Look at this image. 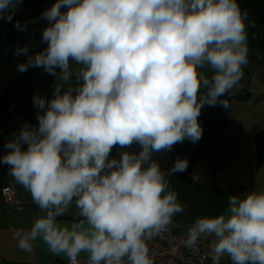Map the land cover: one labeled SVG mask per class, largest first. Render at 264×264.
I'll return each mask as SVG.
<instances>
[{
  "label": "clouds",
  "instance_id": "1",
  "mask_svg": "<svg viewBox=\"0 0 264 264\" xmlns=\"http://www.w3.org/2000/svg\"><path fill=\"white\" fill-rule=\"evenodd\" d=\"M22 2L0 0V19L11 22ZM41 16L47 47L13 54L26 57L19 72L56 77L52 98L33 95L37 124L22 125L0 156L40 213L14 232L18 247L30 252L39 238L69 264L82 253L86 264H154L148 242L184 211L169 177L188 161L162 170L153 156L197 143L204 106L229 109L222 98L234 94L248 59L247 17L237 0H56ZM133 145L140 150L110 158ZM70 214V223L60 219ZM201 237L211 238L212 264H264V188L196 217L183 243Z\"/></svg>",
  "mask_w": 264,
  "mask_h": 264
},
{
  "label": "crops",
  "instance_id": "2",
  "mask_svg": "<svg viewBox=\"0 0 264 264\" xmlns=\"http://www.w3.org/2000/svg\"><path fill=\"white\" fill-rule=\"evenodd\" d=\"M55 2L56 0H23L11 22L0 19V156L6 154L4 144L19 132L22 125L37 124L38 109L33 105V95L38 93L46 101L52 98L56 77L45 73L42 68L19 72L17 65L26 63V57L13 53L15 49L27 46L28 55L34 56L47 47L41 36L48 21L41 14ZM61 11L66 9L62 8ZM17 21L25 26L24 30L14 27ZM70 65L72 69L79 67L71 60ZM247 65L243 67V77L237 89H249L252 97L246 102L231 101L227 110L221 107L228 122L210 120L204 106L198 117L203 129L202 138L197 143L185 139L182 143L175 144L171 152L156 153L153 156L162 170L170 169L177 157L188 161L186 171L169 177V188L178 194V200L184 206V211L173 218L186 225H192L198 216L215 217L223 213L227 208L229 195L264 188V162L257 167L255 145L256 134L264 130V69L251 76L247 87ZM204 71L208 76L212 74L210 68H205ZM70 83L75 84L74 77ZM139 150L138 145L127 149L117 146L112 149L110 158L118 159L121 151ZM8 185L16 189L21 205L1 206L0 264H67L66 257L50 253L39 238L33 242L30 252L18 247L14 232L19 229L27 230L32 219L40 213L30 193L9 174V166L0 164V192ZM74 211L73 208L72 212ZM73 218L70 214L60 219L70 223ZM78 258L87 256L82 253ZM229 263L230 259L224 261V264Z\"/></svg>",
  "mask_w": 264,
  "mask_h": 264
},
{
  "label": "built area",
  "instance_id": "3",
  "mask_svg": "<svg viewBox=\"0 0 264 264\" xmlns=\"http://www.w3.org/2000/svg\"><path fill=\"white\" fill-rule=\"evenodd\" d=\"M251 62L264 64V52L248 50L247 64ZM4 204L12 207L21 205L17 191L11 185L5 186L0 192V209ZM172 219L173 223L166 232L148 242L154 264H212L209 248L211 238L201 237L193 247H186L183 240L187 236L189 225ZM227 259L229 258H222L220 264H224ZM86 260L87 258H78L79 264H86Z\"/></svg>",
  "mask_w": 264,
  "mask_h": 264
},
{
  "label": "trees",
  "instance_id": "4",
  "mask_svg": "<svg viewBox=\"0 0 264 264\" xmlns=\"http://www.w3.org/2000/svg\"><path fill=\"white\" fill-rule=\"evenodd\" d=\"M242 14L246 15L247 47L248 50L264 52V0H237ZM212 75V74H211ZM210 75V76H211ZM249 93L245 89H235L234 94L223 97L229 102L245 100ZM210 120L218 123L228 122L227 116L222 112L221 106H206ZM257 149V167L264 162V130L255 136Z\"/></svg>",
  "mask_w": 264,
  "mask_h": 264
},
{
  "label": "rangeland",
  "instance_id": "5",
  "mask_svg": "<svg viewBox=\"0 0 264 264\" xmlns=\"http://www.w3.org/2000/svg\"><path fill=\"white\" fill-rule=\"evenodd\" d=\"M247 69V70H246ZM262 69H264V64H261V63H257V62H251L249 65H247V67L245 68V70H246V86L248 87V84H249V82L251 81V76L252 75H256V74H259L260 73V70H262ZM245 72V71H244ZM248 93H249V96H248V98L247 99H245V100H237V101H240V102H246V101H248L251 97H252V95H251V92H250V90L249 89H247V88H244ZM230 103V102H229ZM224 109V108H223ZM226 110V109H225ZM229 264H231V261H230V263Z\"/></svg>",
  "mask_w": 264,
  "mask_h": 264
},
{
  "label": "bare ground",
  "instance_id": "6",
  "mask_svg": "<svg viewBox=\"0 0 264 264\" xmlns=\"http://www.w3.org/2000/svg\"><path fill=\"white\" fill-rule=\"evenodd\" d=\"M18 194V193H17ZM6 205V204H5ZM1 210V209H0ZM85 259V258H84ZM68 263V262H67Z\"/></svg>",
  "mask_w": 264,
  "mask_h": 264
}]
</instances>
